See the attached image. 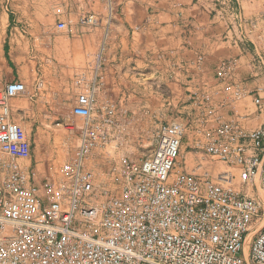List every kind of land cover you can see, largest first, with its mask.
Returning a JSON list of instances; mask_svg holds the SVG:
<instances>
[{"label":"crops","instance_id":"0c3cea01","mask_svg":"<svg viewBox=\"0 0 264 264\" xmlns=\"http://www.w3.org/2000/svg\"><path fill=\"white\" fill-rule=\"evenodd\" d=\"M50 1L59 14L56 10L44 17L31 9L43 10L45 0H0V22L53 25L52 29L42 26L29 34L18 28L0 31V86L20 82L25 88L19 94L21 99L17 96L10 101L15 123L22 119L38 123L48 118L64 120L68 125L67 120L81 116L79 110L74 113L75 104L88 101L87 117L92 120L115 110L117 123L108 136L118 149L135 145L139 142L135 138H143L148 131L152 136L160 124L172 120L185 119L189 128L212 130L218 122L233 123L229 134L235 137L227 145L243 153L237 167L245 170L247 166L248 176L262 171L264 154L251 172L256 150L250 139L256 130L264 128V30H256L255 21H243V25L238 23L239 33L227 31L218 8L227 1L245 18L264 16L260 10L264 0ZM81 8L91 9L96 26L82 23ZM52 57L57 58L55 71L61 76L56 85L44 90L46 75L38 74L37 65L42 63L45 69V60ZM229 61L231 74L221 80L217 68ZM68 83L70 92H66ZM48 100L72 107V111L65 113L60 107L57 114L49 112L45 105ZM156 120L159 123L152 126ZM183 153L177 167L189 173L195 155L190 150ZM24 165L35 183L52 176L51 171L38 170L32 150ZM224 172L220 175L227 178ZM40 204L35 206L36 217L52 210Z\"/></svg>","mask_w":264,"mask_h":264},{"label":"bare ground","instance_id":"6f19581e","mask_svg":"<svg viewBox=\"0 0 264 264\" xmlns=\"http://www.w3.org/2000/svg\"><path fill=\"white\" fill-rule=\"evenodd\" d=\"M93 21L90 15L86 23ZM17 92V82L0 86V170L2 156H19L23 149L10 106ZM250 140L256 150L252 172L264 154V130ZM154 143L150 155L128 166L116 200L76 199L41 217L22 197L18 171L7 172L0 178V264H264V220L248 237L260 211L257 202L218 185L205 196L177 194L170 180L181 139L161 130ZM232 155L223 146L217 160L227 162ZM261 185L264 192V165Z\"/></svg>","mask_w":264,"mask_h":264},{"label":"rangeland","instance_id":"374dc122","mask_svg":"<svg viewBox=\"0 0 264 264\" xmlns=\"http://www.w3.org/2000/svg\"><path fill=\"white\" fill-rule=\"evenodd\" d=\"M227 3L230 5L229 7H227ZM42 9L41 11L31 9V11H36V13L44 17H49L54 15L58 8L53 7L50 0H45V6ZM81 10L84 18L82 23L87 24V18L90 15L93 16L94 13H89L91 11L90 8L87 10L86 8H81ZM260 10H264L261 5ZM218 12L221 22L227 31L239 33L238 23L243 25V21L246 24L255 21L256 30H264V16L245 18L238 7L230 2L224 1V4H220ZM56 14H59L58 10ZM94 16L93 24H87L88 26L95 25L96 19ZM234 16L236 17L234 18ZM36 22H0V31L18 28L29 34L33 29L42 26L52 29V23ZM2 44L3 39H0V46ZM45 62V69L41 66L42 63L38 64L37 72L39 75L43 72L45 73L46 79L44 80L43 89L47 90L48 86L53 87L56 85V79L61 75H59L58 70L55 71L59 67L57 58H47ZM231 68L232 64L230 61L221 62L216 71L217 77L224 80L230 76L231 73L228 74V70ZM33 75L35 76L34 71ZM63 81L65 82V80ZM17 83L18 92L14 98L25 92V88L21 86V83ZM67 85L69 86L66 87V92L72 91L71 85L69 83ZM85 96L88 97L90 94L87 92ZM21 98L19 97L18 99ZM47 98L45 97V99ZM45 105H47L49 112L54 113L61 107L56 102L49 100ZM67 105H70V103H67ZM36 106L37 104L34 103V107ZM89 106L90 103L88 101L77 102L73 110L75 114L78 110L81 111L79 112L81 116L74 121H71V119L67 120L68 125L63 124L66 121L60 119L41 118L42 120L38 123H33L29 119H17L21 123L16 122L23 141L22 153L15 157H1L3 166L0 170V178H5L9 171H18L20 184L24 192L22 197L31 202L34 209L36 204L38 206V203H41L40 206L42 208L50 209L56 205L61 208L67 204H74L76 199L77 201L81 199L87 204L90 201L116 200L120 197L122 187L126 183L128 166H137L143 158L150 155L155 149V135L159 131L165 130L180 138L182 137V139L184 138V141H182V144L184 143L182 147L183 154L190 150L195 155V162H193L189 173L183 171L180 166L175 168L170 180L173 191L190 198L192 196H205L210 186L218 185L238 195L251 197L257 202L260 211L257 217L254 218L249 230L250 232L253 229V234L250 232L251 234L249 233L250 235H248L249 239L251 240L261 228L264 220V192L261 185V172H255L248 176L247 166H245V170L241 166L237 167V160L239 161L240 155H243V153L240 154L238 148L236 150L232 146L227 145L230 138H234L235 135L229 136L225 132L228 131L230 133L234 126L233 123L220 124L221 122H218L216 129L212 130L205 127L198 129H195V127L189 128L190 123L185 119L182 120L185 124L181 120H172L169 123H163L166 121L161 120L163 124H160L155 129L157 132L155 133L154 131L152 136L148 131L143 138H135L139 141L135 145L118 149L116 142L111 143L108 136V133H112L111 131L114 130L117 123L115 110H110L112 112L110 115H106L99 120H92L87 117ZM60 109L65 113L72 111V107L63 106ZM129 112L133 113L132 109ZM158 123L159 120H156L155 123H152V126ZM185 143H188V145L185 146ZM222 144L230 146L234 150L233 155L228 158L227 162H221L216 157L220 149L218 146ZM205 147L210 150L204 149ZM31 150L32 159H35L38 170L45 173L51 171L52 176L50 179L44 178L39 183H35L29 171L25 169L24 163L30 160ZM92 156L95 158L92 159ZM201 156H206V161H201ZM241 159H244V157ZM224 171L227 178H222L220 175ZM38 216L40 215L38 214ZM242 254L245 257L244 251Z\"/></svg>","mask_w":264,"mask_h":264}]
</instances>
